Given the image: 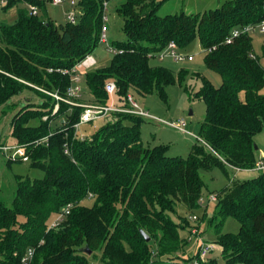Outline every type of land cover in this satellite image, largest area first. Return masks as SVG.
I'll return each instance as SVG.
<instances>
[{
    "label": "trees",
    "instance_id": "trees-1",
    "mask_svg": "<svg viewBox=\"0 0 264 264\" xmlns=\"http://www.w3.org/2000/svg\"><path fill=\"white\" fill-rule=\"evenodd\" d=\"M103 1L78 0V20L59 25L45 12V2L9 0L3 6L22 2L39 8L31 15L21 7L12 23L0 21V105L25 89L41 97L12 116L11 129L30 166L44 176L19 178L11 206L0 199V264H19L28 248L33 249L31 264H90L84 246L92 255L100 249L104 264H182L192 257L182 254L190 240L182 231L192 226L174 216L179 206L198 207L204 187L200 171L251 169L257 162L253 138L264 129V68L250 35L231 43L225 39L236 27L264 20V0H225L214 9L165 15L158 14L164 0H123L116 7L126 38L111 43L122 52L112 54L107 66L87 74L94 103H108L104 86L109 80L116 84L118 103L131 92H156L165 100V88L176 80L182 84L188 74L181 70L175 77L163 66L150 65L171 41L185 47L198 38L205 64L222 78L214 87L193 75L202 80L193 96L205 103L198 135L203 142L185 157L166 155V146H145L143 117L128 113H111L112 120L88 137L75 133L85 102L67 95L68 72L99 43ZM184 91L190 93L186 86ZM34 120L38 125L29 124ZM87 198L91 205L83 203ZM216 202L211 221L225 263L264 264V172L233 182ZM68 204L65 220L49 229L50 217ZM227 216L239 221L237 233L221 231Z\"/></svg>",
    "mask_w": 264,
    "mask_h": 264
},
{
    "label": "rangeland",
    "instance_id": "rangeland-1",
    "mask_svg": "<svg viewBox=\"0 0 264 264\" xmlns=\"http://www.w3.org/2000/svg\"><path fill=\"white\" fill-rule=\"evenodd\" d=\"M123 0H108L106 26V38L108 43L114 40H125V34L121 29L122 19L118 16L115 9ZM161 1V0H157ZM225 0H164L159 9V15L174 14V13H196L208 9H214L220 6ZM4 6V5H3ZM0 6V21L12 23L16 18L18 8H26V4L19 2L11 5L7 9ZM71 10L70 0H64L62 4L52 5L47 3L46 13L50 19L57 25L65 24L66 15ZM252 38V47L254 53L258 56L260 64L264 68V55L262 53V43L264 33L255 30L249 34ZM182 55L192 56V60L177 61L169 55L159 58L155 54L150 58V65L163 66L169 69L175 77L179 71L185 70L188 72L182 84L177 80L165 88L166 99L163 100L156 92L147 94H137L131 92L134 99L139 105L148 110L152 115L169 122H175L184 119L186 122L185 129L188 132H183L168 126L165 123L156 120L143 118L140 124V134L143 144L149 148L155 146H166V155L185 157L194 144H199L202 141L197 138L199 135L200 124L205 116V103L199 98H195L193 93L197 91L201 85V77L208 80L214 87H218L222 83L221 76L214 70L207 67L204 62L205 50L198 38L192 40L185 47H177L176 50ZM112 52L108 48V44L99 42L92 52L97 63L94 67L80 70L81 87L80 98L85 104H92L93 97L86 85L87 74L99 67L107 66L110 63ZM199 74L201 77L197 78ZM184 86L189 89V92L184 91ZM264 95V87L261 90ZM41 97L34 91L23 90L22 93L13 96L8 102L0 105V144L7 146L16 145L14 136L12 135L11 119L12 116L24 106L27 101L34 104L41 102ZM192 112L189 115V112ZM59 117L51 122V127L60 122ZM112 120V116L108 115L102 119L94 120L90 123L81 124L77 129L78 137H88L96 129L103 124ZM130 119H125V123H130ZM30 125H38V120L31 121ZM256 146L255 156L258 161L264 163V129L258 132L254 138ZM11 154V153H9ZM7 154V155H9ZM264 170L251 169H234L227 167L225 170L221 167H214L210 170H201L200 175L204 181L202 195L197 208L193 210H186L184 207L177 208V216L174 219L185 218L190 226H197L196 235L190 234L188 231H182L184 236L190 238L189 243L183 249L184 257L196 256L202 241L209 242L215 245V248L208 253L206 261L214 259L217 264H226L221 256V249L216 243V234L214 232V222L211 218L217 209V202L210 199L211 195L219 197L222 191L231 186L235 181H243L255 176H258ZM44 176V171L39 168L31 167L27 160H12L7 156L0 154V199L4 201L7 206L12 205L14 192L16 189V182L19 178L29 177L30 179H39ZM86 205L92 204V199L87 198L83 201ZM196 215L197 220H193L192 216ZM54 217L51 216L49 221ZM48 221V222H49ZM239 221L227 216L222 222L221 231L228 233H237L239 231ZM90 264H104L100 249H96L90 254Z\"/></svg>",
    "mask_w": 264,
    "mask_h": 264
},
{
    "label": "built area",
    "instance_id": "built-area-1",
    "mask_svg": "<svg viewBox=\"0 0 264 264\" xmlns=\"http://www.w3.org/2000/svg\"><path fill=\"white\" fill-rule=\"evenodd\" d=\"M8 1L9 0H0V6L5 5L6 3H8ZM35 1L45 2L46 4L51 3L52 5H59L64 2V0H35ZM26 6L28 8L29 14L31 15L39 14V8L35 4L27 3ZM107 6H108V0H104L103 1V13H102V28L100 32L99 42L108 44L109 50L113 54H115V53L122 52V51L117 50L116 48L112 46L111 43L109 44L107 41L106 26H105V23L108 21ZM70 7H71V10L67 13L66 19L68 22L75 23L78 20V16L80 15V10L78 8V0H70ZM255 30H258L260 33H264V20H262L260 23H257L255 25H245L242 27L234 28L231 31V34L225 39V42L231 43L234 38L240 36L241 34L249 35L251 32ZM177 47L178 46L175 42L173 41L169 42L167 46L159 52L158 54L159 58L161 59L164 56L169 55L177 61H183L185 59L188 61L192 60V56L190 55L185 56V55L178 53L176 51ZM250 55L251 57H254V54H250ZM96 63L97 61L94 58V56L92 54H88L70 69L68 73L70 74L71 85L67 89V95L69 97H80V91H81V87L79 86L80 70L92 68L96 65ZM104 89L108 96L107 104H98V103L80 104L84 108L80 115V119L78 123L74 125L76 134H77V129L81 124L90 123L94 120L102 119L110 115L111 113H128L131 115L156 120L158 122L165 123L168 126L175 128L177 130L188 132L185 129L186 122L184 119H180L175 122H169V121L162 120L152 115L148 110L142 108L139 105V103L134 99L131 93L127 94L125 100L122 103H118L115 99L116 84L114 81L112 80L107 81L104 86ZM53 96L56 99H62L56 94H53ZM65 101L71 104H76L67 99H65ZM197 138L199 137L197 136ZM200 140L203 142L201 138ZM63 146H64V152L68 153V148L66 144H64ZM0 154L7 156L8 159H12V160L22 159V160L28 161V156L25 152L24 146L19 145L17 143L16 145H13V146H7L6 144H0ZM254 168L258 170H264V163L260 160L255 163ZM210 199L212 201H216L217 196L211 195ZM70 207L71 205L68 204L67 206L61 208L58 212H56L54 218L49 223L48 228L49 229L57 228L65 220L67 214L70 211ZM192 219L197 220L198 217L196 215H193ZM196 227L197 226L191 227L190 234L196 235L197 233ZM214 248H215L214 244L202 241L197 251V255L195 257L192 256L187 261H183L182 264H201L203 261H205L208 253L212 251ZM32 258H33V249L28 248L22 255L19 264H31Z\"/></svg>",
    "mask_w": 264,
    "mask_h": 264
},
{
    "label": "water",
    "instance_id": "water-1",
    "mask_svg": "<svg viewBox=\"0 0 264 264\" xmlns=\"http://www.w3.org/2000/svg\"><path fill=\"white\" fill-rule=\"evenodd\" d=\"M191 114H192V112L190 111L189 115H191ZM255 148H256V146H255ZM141 233L144 235L146 241H148L149 237L144 232H141ZM81 251L86 253L87 255H90L92 253V251L89 249L88 246H84L83 248H81Z\"/></svg>",
    "mask_w": 264,
    "mask_h": 264
},
{
    "label": "crops",
    "instance_id": "crops-1",
    "mask_svg": "<svg viewBox=\"0 0 264 264\" xmlns=\"http://www.w3.org/2000/svg\"><path fill=\"white\" fill-rule=\"evenodd\" d=\"M47 5V4H46ZM255 54V53H254Z\"/></svg>",
    "mask_w": 264,
    "mask_h": 264
}]
</instances>
